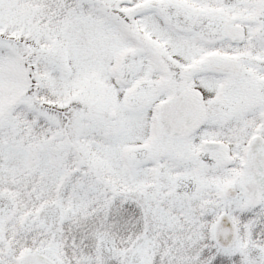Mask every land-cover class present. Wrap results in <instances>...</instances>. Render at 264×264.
Returning a JSON list of instances; mask_svg holds the SVG:
<instances>
[{"label":"snow or ice","instance_id":"6c2138e0","mask_svg":"<svg viewBox=\"0 0 264 264\" xmlns=\"http://www.w3.org/2000/svg\"><path fill=\"white\" fill-rule=\"evenodd\" d=\"M0 264H264V0H0Z\"/></svg>","mask_w":264,"mask_h":264}]
</instances>
